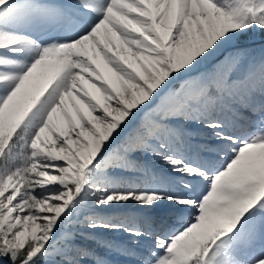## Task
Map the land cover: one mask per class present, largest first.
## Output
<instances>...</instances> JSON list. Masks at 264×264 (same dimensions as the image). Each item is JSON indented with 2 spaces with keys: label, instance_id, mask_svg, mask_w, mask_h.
Returning <instances> with one entry per match:
<instances>
[{
  "label": "snow or ice",
  "instance_id": "1",
  "mask_svg": "<svg viewBox=\"0 0 264 264\" xmlns=\"http://www.w3.org/2000/svg\"><path fill=\"white\" fill-rule=\"evenodd\" d=\"M0 264H264V0H0Z\"/></svg>",
  "mask_w": 264,
  "mask_h": 264
}]
</instances>
